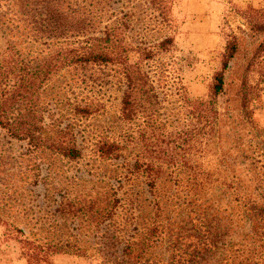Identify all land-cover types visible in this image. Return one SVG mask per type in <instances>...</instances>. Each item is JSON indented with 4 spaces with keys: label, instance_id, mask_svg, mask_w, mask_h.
<instances>
[{
    "label": "rangeland",
    "instance_id": "rangeland-1",
    "mask_svg": "<svg viewBox=\"0 0 264 264\" xmlns=\"http://www.w3.org/2000/svg\"><path fill=\"white\" fill-rule=\"evenodd\" d=\"M103 6L97 25L112 24L114 12L127 13L129 31H124L126 41L133 45L141 40L156 43L165 36L175 38L178 51L161 54L157 62L149 61L144 67L154 71L156 113L149 116L142 110L135 120L126 121L121 112L122 93L114 77H107L114 74L108 68L62 70L37 82L35 109L40 125L47 124L49 136L67 127L68 136L81 138L84 156L68 160L43 148L34 150L26 136L15 137L0 124V218L26 234H88L90 246L100 238L101 233L92 238L98 227L87 217L61 215V196L89 202L95 192L104 194L113 186L127 206H134L143 227L169 226L166 230L172 231V237H181L184 252L193 243L186 233L200 230L218 239L219 246L240 248L244 258L264 264V258L250 253V222L230 187L239 172L245 171L248 177L250 169L264 173V51L257 52L264 33L252 31L253 25L264 23V0H169L172 26L161 22L153 0H105ZM235 37L240 50L225 72L223 93L214 96V76L222 69L228 42ZM8 39L0 31V105L8 99L7 118L15 124L25 123L31 93L15 76L32 72L20 64L21 58L28 55L27 60H41L57 47L16 36L17 55L10 51ZM128 55L132 61L138 60L137 54ZM161 65L171 73L159 80L155 75ZM176 75L180 81L173 82ZM244 85L249 88L247 108L243 105ZM85 103L92 104L93 114L78 113V106ZM113 141L127 147L121 162L98 155L99 144ZM135 158L151 160L164 170L152 193L144 178L128 173L126 164ZM248 177L242 178V185ZM4 229L0 225V264H27L18 244L2 237ZM167 248L163 239L157 253L168 258ZM184 256L186 259V253ZM55 263L101 261L59 255Z\"/></svg>",
    "mask_w": 264,
    "mask_h": 264
},
{
    "label": "trees",
    "instance_id": "trees-1",
    "mask_svg": "<svg viewBox=\"0 0 264 264\" xmlns=\"http://www.w3.org/2000/svg\"><path fill=\"white\" fill-rule=\"evenodd\" d=\"M153 1L157 5L161 22L172 26L167 10L169 0ZM104 2L105 0H0V31L8 36V47L12 53L19 55L20 52L13 41L16 36L24 37L26 42L42 41L43 45L57 47L55 52L41 60L37 58L27 60L28 55L25 59L19 60L21 65L32 72L24 76H15L18 83H26L25 88L31 93L29 119L25 123L18 121L15 124L7 118L5 105L8 99L0 105L4 107L0 110V124L6 125L4 128L12 131L15 137L26 136L34 150L43 148L68 160H79L84 156L81 138L76 135L68 136L67 127L57 130L54 136H49L45 129L47 124L44 122L43 126L41 122L40 125V120L36 116L37 82L40 80L45 82L49 75L62 70L108 68L114 74H108L107 77H114L115 85L122 93L121 112L126 121L135 120L142 110L149 116L156 113L158 95L154 86L155 79L151 76L154 71H147L144 67L149 61L157 62L156 58L161 54L178 51L175 38L165 36L156 43L144 40L136 41L135 45L129 43L126 41L128 33L124 31L129 28L127 13L120 15L114 12L115 21L112 24H106L103 28L97 25L106 8L103 6ZM252 31L254 34L264 33V23L253 25ZM239 50L238 39L232 38L223 55L222 69L214 76L212 87L214 96L223 93L225 72ZM263 51L264 42L257 48V52ZM130 52L138 55L137 61L130 59L128 55ZM156 71L155 76L158 75L159 80L167 78L168 72L171 73L163 65L157 66ZM178 78L176 75L173 82ZM98 81H101V78L98 77ZM102 84L105 82L102 81ZM244 87L243 105L247 108L249 88L247 85ZM92 107V104H80L78 113L91 115L94 112ZM126 148L116 141L103 142L98 145L97 152L103 159L121 162ZM150 151L153 152V149ZM126 167L130 175L145 179L150 193L156 188L164 173L162 167L155 162L139 158L127 163ZM251 170L250 177L245 171L239 172L238 177H234L236 186L230 187L235 190V200L250 222L252 232L250 253L261 259L264 258V173L260 175L255 168ZM246 177L247 183L242 185L244 183L242 178ZM61 198L59 213L74 218L87 217L91 224L98 227L92 238L101 233L98 242L88 246L90 242L86 238L89 236L82 233L26 234L0 218V225L5 227L2 237H8L18 244L20 256L27 264H56L55 258L59 255L96 258L101 264H184L185 261L186 264H256L252 263L250 258H244V251L240 248L233 250L230 249L231 246L229 248L219 246L218 239L200 230H195V234L186 233V239H191L193 243L186 247L184 252L179 245L181 237H172V231L166 230L169 226L154 224L143 227L139 216H135L134 206H127L125 199L119 196L118 189L113 186L105 190L104 194L95 192L89 202L69 200L63 195ZM160 203V200L157 201L156 206L159 207ZM125 210L126 213L123 214ZM162 236H166L167 239ZM163 239L168 247L166 249L168 258L157 253Z\"/></svg>",
    "mask_w": 264,
    "mask_h": 264
}]
</instances>
